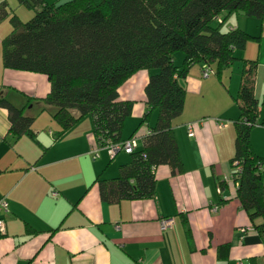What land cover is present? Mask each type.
Listing matches in <instances>:
<instances>
[{"label": "crops", "instance_id": "0c3cea01", "mask_svg": "<svg viewBox=\"0 0 264 264\" xmlns=\"http://www.w3.org/2000/svg\"><path fill=\"white\" fill-rule=\"evenodd\" d=\"M1 2L22 19L32 14L17 0ZM220 20L226 29L239 27L253 38L218 74L214 63L208 76L202 74L204 63H195L182 80L184 107L172 120L182 171L159 165L154 196L108 202L100 197L98 180L116 177L130 154L111 155L99 147L90 115L58 134L51 107L38 110V99L50 87L46 75L3 67L1 40L11 25L0 18V95L17 107L30 99L26 114L34 115L32 136H14L8 111L0 107V199L7 203L0 210V264H246L251 258L264 263V233L255 229L229 177L240 115L237 92L250 61L264 118V17L231 13ZM182 58L173 57L175 64ZM147 79L148 72L140 70L118 89L121 99L133 102L121 141L135 137L139 148L157 115L152 109L148 123L139 124ZM193 122L198 123L189 136L187 124ZM249 137L253 152L264 156V125L252 126ZM92 148H98L97 157ZM220 180L224 188L218 191ZM161 217L173 218L170 229H160ZM222 245L227 250L220 255Z\"/></svg>", "mask_w": 264, "mask_h": 264}, {"label": "trees", "instance_id": "16d2710c", "mask_svg": "<svg viewBox=\"0 0 264 264\" xmlns=\"http://www.w3.org/2000/svg\"><path fill=\"white\" fill-rule=\"evenodd\" d=\"M17 1L34 13L22 21L6 2L0 3V18L7 17L11 25L1 40L2 64L46 75L50 87L38 99L43 105L38 110L51 107L58 134L90 115L99 147L121 141L133 102L121 99L118 89L138 71L148 72L146 112L139 124L148 123L152 109L156 120L143 135L142 146L129 153L130 161L120 164L118 175L98 180L100 197L108 202L154 196L159 165L170 166L172 173L182 171L172 129L184 107L182 80L195 63L203 62L210 71L214 63L218 74L234 61L236 49L253 38L239 27L221 30V14L264 17V0ZM176 52L183 55L179 65L173 59ZM253 67L250 61L243 69L237 92L240 115L229 176L237 182L236 196L255 229L264 233V156L253 152L249 137L252 126L264 125L253 92ZM30 103L28 99L17 107L0 95L14 136H32L34 115L26 114ZM217 186L224 188V181ZM224 250L227 245L219 247L220 255ZM246 264L264 263L251 258Z\"/></svg>", "mask_w": 264, "mask_h": 264}, {"label": "built area", "instance_id": "2783aa9c", "mask_svg": "<svg viewBox=\"0 0 264 264\" xmlns=\"http://www.w3.org/2000/svg\"><path fill=\"white\" fill-rule=\"evenodd\" d=\"M210 72H211L210 69L206 65H204L202 67V74L204 76H208V74ZM198 122H195V123L193 122V123H188L187 124V132H188L189 136H193L194 135V126ZM216 123L219 126H223L225 124L223 120H219V119H216ZM136 146H137L136 138L135 137H130L129 139H127L125 141H119V142H116V143H109L105 147L108 149V151H109V153L111 155H114L116 152H118L120 150H123L126 153H130ZM97 150H98V148H92V150H91L92 157H97ZM227 178L225 179V181L229 180V178L228 179ZM231 180H232V178H231ZM218 191H220L219 186H218ZM0 210H5V211L7 210V203H6V200L4 198L0 199ZM159 224H160V229L161 230H168V229H170L172 227L173 218L172 217H161L160 220H159ZM4 230H5L4 221L2 219H0V234L4 233Z\"/></svg>", "mask_w": 264, "mask_h": 264}, {"label": "rangeland", "instance_id": "374dc122", "mask_svg": "<svg viewBox=\"0 0 264 264\" xmlns=\"http://www.w3.org/2000/svg\"><path fill=\"white\" fill-rule=\"evenodd\" d=\"M61 1H64V0H61ZM24 7H25V6H24ZM26 9H27V8H26ZM18 12H21V11H18ZM33 13H34V12L32 11V15H33ZM32 15H31V16H32ZM22 16H23V15H22ZM31 16L26 17V18H24V19H22L21 17H20V18H21L22 21H25V20H27L28 18H30ZM220 16H224V15L221 14ZM220 16H219V17H220ZM215 24H216V23L213 22V25H215ZM226 28H227V27H226V23H224V24H222V25L220 26V29L223 30V31L226 30ZM181 54H182L181 52H176V53L174 54V57L178 58V55H181ZM181 61H182V59L179 60V61H177V63H180Z\"/></svg>", "mask_w": 264, "mask_h": 264}]
</instances>
